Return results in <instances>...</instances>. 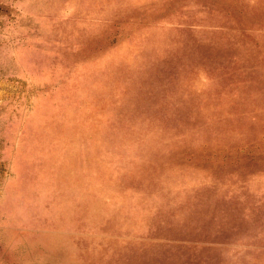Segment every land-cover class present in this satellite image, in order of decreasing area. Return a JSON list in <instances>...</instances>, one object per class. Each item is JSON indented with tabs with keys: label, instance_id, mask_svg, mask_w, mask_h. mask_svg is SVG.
<instances>
[{
	"label": "rangeland",
	"instance_id": "1",
	"mask_svg": "<svg viewBox=\"0 0 264 264\" xmlns=\"http://www.w3.org/2000/svg\"><path fill=\"white\" fill-rule=\"evenodd\" d=\"M0 264H264V0H0Z\"/></svg>",
	"mask_w": 264,
	"mask_h": 264
}]
</instances>
